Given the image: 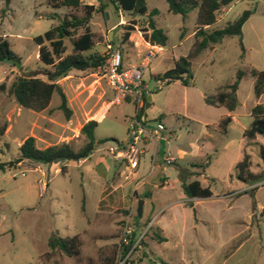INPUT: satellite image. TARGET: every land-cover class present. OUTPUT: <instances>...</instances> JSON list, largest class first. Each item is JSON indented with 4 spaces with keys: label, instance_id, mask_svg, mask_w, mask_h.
Listing matches in <instances>:
<instances>
[{
    "label": "rangeland",
    "instance_id": "1",
    "mask_svg": "<svg viewBox=\"0 0 264 264\" xmlns=\"http://www.w3.org/2000/svg\"><path fill=\"white\" fill-rule=\"evenodd\" d=\"M144 1L149 12L157 10L152 19L167 35V43L142 76V86L151 97L149 107L143 110V126L153 131L162 116L165 131L156 138L147 137L150 145L140 157L137 175L151 188L140 187L136 196L126 198L130 203L127 208L122 199L129 192L127 181L107 150L127 141L134 104L111 105L114 92L99 67L72 71L57 82L67 97L69 120L58 110L56 94L42 111L20 108L9 93L10 87L18 77L36 74L40 65L33 39L57 25L67 9H53L44 0H11L6 7L0 0V36L21 59V67L0 64V129L4 128L0 134V165L4 168L0 169V264H40L51 233L80 236L81 255L67 258L55 254L49 260L42 258V264H88L89 260L100 264L118 246L124 219L129 225L135 221L139 197L144 201L143 217L138 219L142 227L149 221L170 223L184 236L189 261L264 264V157L260 152L264 140L242 137L252 121L251 109L258 103L264 105V95L253 103L252 80L246 76L241 81L237 94L241 106L233 113L226 136L216 130L220 131L218 124L227 111L204 103L205 95L231 83L238 70L264 71V0H237L218 13L209 31L222 29L244 11L252 12L242 27L243 55L237 38L224 39L192 62L188 87L179 83L160 86L150 74H163L173 67V59L186 56L194 42L196 11H189L182 21L168 12L164 0ZM85 3L98 5L97 0ZM121 20L122 26L136 24L124 44V29L116 26ZM146 29V16L116 12L111 5L105 14H94L90 23L95 51L104 56L108 46L119 49L124 68L138 66L147 54L149 46L142 38ZM110 41L113 43L108 44ZM88 121L97 123L94 138L103 143L83 162H58L45 174L38 165L18 158V147L28 137L35 139L39 149L66 143L77 151L84 143L80 128ZM245 155L250 157L251 172L261 178L246 182L237 179L234 167ZM167 157L172 160L169 165L165 163ZM200 163L208 164L203 169L190 166ZM181 170L196 173L191 180L208 187L212 196L184 207ZM164 180L169 186L160 188ZM143 241L144 246L128 259L135 264L147 257L146 264H160L156 260L169 263L177 255L173 239L166 247L149 236ZM124 258L119 256V262Z\"/></svg>",
    "mask_w": 264,
    "mask_h": 264
},
{
    "label": "trees",
    "instance_id": "2",
    "mask_svg": "<svg viewBox=\"0 0 264 264\" xmlns=\"http://www.w3.org/2000/svg\"><path fill=\"white\" fill-rule=\"evenodd\" d=\"M7 7L11 0H3ZM86 0H44V4L53 8H65L67 12L58 19V24L51 27L48 31L33 39L37 47V62L40 67L34 75L18 77L11 85L9 93L14 102L23 109L32 111H42L49 105L53 94H56L59 100L58 110L63 114L66 120L71 117V110L68 105L67 97L57 83L65 78L72 71L84 72L103 67L104 57L95 51L94 35L90 30L91 19L94 14H105V8L111 5L116 12H124L130 16L147 17V29L142 30L144 42L151 46L164 48L167 43V35L157 26L152 19L157 15V10L148 11L144 0H97L98 5L86 4ZM168 7V12L181 17L185 21L187 14L191 10L196 11L194 42L185 57H179L174 61L173 67L163 74H150V79L155 82H164L165 85L179 83L188 87L192 81L191 65L192 62L204 51L212 49L219 45L224 39L235 37L238 39L240 50L244 52L242 45V27L248 18L252 15L251 11H244L241 16L232 23H227L225 27L215 31H209L208 28L217 21L218 13L225 7L231 5L237 0H164ZM119 27L124 29L122 43H128L129 37L135 31L136 24L129 23L126 26ZM113 43V41L107 42ZM68 44V45H67ZM11 63L12 66L21 67V59L14 54L9 47L6 39L0 36V64ZM123 66V61H122ZM248 76L253 82V95L259 99L264 95V71L254 68L248 71L238 70L234 80L216 89L214 94L205 95L204 103L212 107H224L229 113H233L239 107L237 99V90L240 82ZM3 88V85L1 86ZM147 96H143L144 105L136 110L137 118L143 117V110L146 105ZM251 123L245 129L242 137L254 141L257 137L264 140V105L257 104L251 109ZM231 116L224 117L219 122L220 133L226 135L231 123ZM97 123L88 121L80 128V135L84 138V143L77 151L73 150L69 144L51 146L46 149H39L35 145V139L26 138L18 147V158L21 161L38 165L48 173L50 167L55 163L79 162L87 159L98 144L103 141H95L94 129ZM4 128L0 129V134ZM264 157V149L260 150ZM205 164H191V167L205 168ZM250 157L245 155L234 167L236 177L242 182L254 181L261 178V175L254 174L250 170ZM0 169L4 170L3 165ZM64 167L61 168V172ZM196 173H187L185 170L179 172V180L182 193L187 199H207L212 196L208 187H202L199 181L191 180ZM135 196L136 192L133 193ZM139 197L138 199H140ZM189 205V204H187ZM125 216H128L127 211ZM133 226L136 233L143 227L134 215ZM124 219L123 225L126 224ZM148 226V223L146 224ZM145 226V227H146ZM124 227V226H122ZM122 231L119 235L118 246L110 256H105L100 264H119V256H126L135 239L129 237V246L123 247L121 244ZM149 236L157 244L163 243L165 238L161 235L159 228L150 226L144 237ZM82 240L80 236L60 237L57 233H51L47 240L48 251L39 257L41 259H51L53 255L60 254L67 258H77L81 255ZM144 246L143 239L138 246L131 252L125 261L126 264H135L128 260L131 255ZM48 262V261H47ZM88 264H93L88 261ZM162 264H166L163 263Z\"/></svg>",
    "mask_w": 264,
    "mask_h": 264
},
{
    "label": "built area",
    "instance_id": "3",
    "mask_svg": "<svg viewBox=\"0 0 264 264\" xmlns=\"http://www.w3.org/2000/svg\"><path fill=\"white\" fill-rule=\"evenodd\" d=\"M147 54L143 57L141 63L136 67L124 68L122 66L121 52L117 48L107 47L105 53L102 73L103 77L108 82L111 90L114 92L111 105L119 106L123 103H133L135 106V115L129 122L127 128V141L124 144H119L116 147H109L108 154L117 161H122L129 170H136L140 164V157L144 154V146L147 137L156 138L164 131V126L161 123L156 125L153 131H146L143 123L144 118H137L136 110L143 107V96H148V92L142 86V76L148 68L151 60L162 51L161 47L151 46L148 44ZM160 86L165 85L164 82H157ZM171 158L165 159L166 164H171ZM150 225L136 233L133 226L128 222L123 227L121 244L123 247H128L129 237L135 239L132 247L128 250L124 260L119 264H125L128 256L138 246L139 242L144 238Z\"/></svg>",
    "mask_w": 264,
    "mask_h": 264
},
{
    "label": "crops",
    "instance_id": "4",
    "mask_svg": "<svg viewBox=\"0 0 264 264\" xmlns=\"http://www.w3.org/2000/svg\"><path fill=\"white\" fill-rule=\"evenodd\" d=\"M93 5V4H92ZM122 22V20L121 21H118V23H117V25L116 26H119L120 25V23ZM113 28H115V26H113ZM177 60V59H176ZM175 60L173 59V62H174ZM241 83V82H240ZM173 84V83H172ZM239 86H240V84H239ZM184 87V86H183ZM238 90H239V87H238ZM238 90H237V94H238ZM252 91H253V88H252ZM148 96H150V95H148ZM147 96V97H148ZM253 97H254V95H253ZM237 99H238V95H237ZM256 100H258V99H255V97H254V100H253V103H255L256 102ZM261 100V98L259 99V101ZM151 101V97H150V100H149V102ZM239 101V100H238ZM258 104H260V103H258ZM257 104H255L254 106H256ZM240 103H239V107L238 108H240ZM253 106V107H254ZM148 107H149V105H148ZM221 108V107H220ZM222 108H224V107H222ZM237 108V109H238ZM225 109V108H224ZM236 109V110H237ZM226 110V109H225ZM235 110V111H236ZM227 111V110H226ZM234 111V112H235ZM233 112V113H234ZM251 112V111H250ZM233 113H229L228 111H227V115H225L224 117H226V116H231V119H232V121H231V123L233 122ZM143 118H144V116H143ZM158 120H159V122L163 125V123H162V121H163V117L162 116H160L159 118H158ZM230 123V124H231ZM230 126V125H229ZM229 128V127H228ZM164 131H165V127H164ZM245 131V130H244ZM243 131V132H244ZM216 132H219L220 133V131H218V130H216ZM228 132V131H227ZM221 134V133H220ZM243 134V133H242ZM222 135V134H221ZM227 135V134H226ZM225 135V136H226ZM223 136V135H222ZM169 137H170V134H169ZM150 140H147L146 141V143H145V146H144V154H145V152H147V150H148V147H149V145H150V142H149ZM85 160V159H84ZM84 160H82V161H79V162H83ZM115 161H117V160H115ZM118 163L120 164V169H122V177L124 178V180H126L127 181V188H128V190H129V192H127V194L126 195H124V197L122 198L123 199V205H124V207H129L128 205L130 204L129 203V200H127L126 198H129V197H131L132 196V194L134 193V192H136V191H138V189L140 188V187H143V186H148V188H151V186L150 185H147V183L145 182V178H138V175H137V170H138V168L136 169V170H129L128 168H126V166H124L123 164H121V162L120 161H118ZM239 163V162H238ZM57 171V170H56ZM160 188H165L166 186H169V184L167 183V181L166 180H164V181H162L161 183H160ZM145 193H142V195H144ZM143 197V196H142ZM138 201H139V199H137ZM195 200H198V199H187V198H185V200H184V202H183V206L184 207H186V206H188L187 204H189L190 205V203L191 202H194ZM137 202V201H136ZM125 203H127V206H125ZM143 205H144V201H143ZM193 206V205H192ZM142 217H143V207H142ZM141 217V218H142ZM149 221L150 219H149V217L146 219V221ZM148 225H150V226H153V227H156V228H159V230H160V232H161V235L165 238V241L163 242V243H160V245H163L164 247H166V245L168 244V241H169V239H173L174 240V244H173V249L174 250H177V255H176V257L174 258V260H172V261H169V263H166V264H195V263H193L192 261H189L188 260V258L186 257V250H185V247H184V242H185V239L183 238L184 236L181 234V232L180 233H178L177 232V230L175 231L174 230V228H173V226L170 224V223H167L166 225H165V223L163 224V225H161V223H159V221H149L148 222ZM152 246H150V248H151ZM148 258V257H147ZM146 258V259H147ZM146 259H142V260H140V264H146V262H144ZM156 262L157 263H160V264H162V262H159V261H157L156 260ZM152 263H153V261H152Z\"/></svg>",
    "mask_w": 264,
    "mask_h": 264
},
{
    "label": "water",
    "instance_id": "5",
    "mask_svg": "<svg viewBox=\"0 0 264 264\" xmlns=\"http://www.w3.org/2000/svg\"><path fill=\"white\" fill-rule=\"evenodd\" d=\"M149 100H150V96L147 97L145 109L148 108ZM142 207H143V201L139 200L137 202V209H136V217H137V219H141V217H142Z\"/></svg>",
    "mask_w": 264,
    "mask_h": 264
}]
</instances>
